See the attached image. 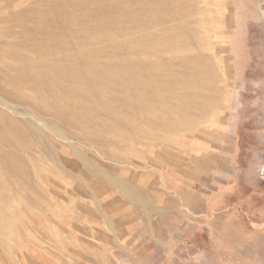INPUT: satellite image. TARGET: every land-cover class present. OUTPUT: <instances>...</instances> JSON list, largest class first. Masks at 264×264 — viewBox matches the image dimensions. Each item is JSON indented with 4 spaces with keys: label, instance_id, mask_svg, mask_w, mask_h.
<instances>
[{
    "label": "rangeland",
    "instance_id": "374dc122",
    "mask_svg": "<svg viewBox=\"0 0 264 264\" xmlns=\"http://www.w3.org/2000/svg\"><path fill=\"white\" fill-rule=\"evenodd\" d=\"M41 3L0 0V97L11 100L21 112L29 111L25 100L37 96L28 86L27 71L22 70L26 65L24 57L28 55L22 46L38 35L28 33L33 20L14 14L39 11L43 5L53 8L58 0ZM173 3L139 14L144 19L152 13V19L167 12L172 16L171 11L175 13L178 7V18L173 17L172 22L140 33L133 28L126 35H120L117 29L113 37L93 39L91 47L110 50L115 41L169 31L168 40L181 47L177 48L180 53L209 57L212 70L204 76L207 75L206 80L210 78L211 87L218 89L215 88L218 105L203 116L191 112L189 119L195 117L192 118L195 122L174 131L164 130L159 124L169 101L153 103L149 99L154 107L146 103L149 111L143 107L145 116L137 114L142 123L135 115L137 123L134 117L131 119L137 111L134 108L128 107L130 111L125 107L128 111L125 112L119 101V106L112 104L113 109L119 107L115 108L117 112L122 108L123 115L128 116L126 121L131 119L132 123L126 124L128 128L120 126L126 123L120 110L114 115L111 106L102 109L94 103L96 106L92 108L93 103L88 101L90 105L84 103L82 107L85 110L77 111L82 117L78 115L75 119L78 127L68 126V130L65 126L67 132L72 130L70 141L49 133L63 162L59 166L50 160L58 166L52 164V170L38 166L56 183L36 186L34 179L33 191L29 183L16 185L12 181L15 172L0 161V200L4 201L0 202L2 206L5 203L3 208L7 211L0 205V264H264V0H173ZM79 14L78 11L75 18L86 22V10ZM194 24H199V28ZM84 36V30L77 32V37ZM187 41L191 45L185 49ZM156 103L161 104L158 105L161 110ZM87 105L92 112L95 109V114ZM0 110L15 119L20 129H26L23 114H11L1 107ZM107 110L113 111V115ZM175 113L167 114V119L177 117ZM151 114L156 124L152 123ZM119 115L123 116L122 122ZM97 116H105L102 119L110 124L100 122ZM107 118L115 122L112 124ZM119 122L122 124L118 125ZM98 125L102 129L98 128L99 132L95 130ZM109 125L115 127L113 131L103 130ZM87 131L93 132V136ZM13 140L12 146L3 149L11 152L12 157L15 155L14 159L27 156L19 146L20 140L16 136ZM87 140H93L92 146ZM103 149L108 153H103ZM80 151L88 162L92 160V165L90 162L88 165L94 171L88 170L87 162L77 157ZM10 182L15 185L9 186L13 184ZM118 183H124L127 189L117 186ZM1 185L7 188L2 190ZM45 191L49 193L46 195Z\"/></svg>",
    "mask_w": 264,
    "mask_h": 264
},
{
    "label": "bare ground",
    "instance_id": "6f19581e",
    "mask_svg": "<svg viewBox=\"0 0 264 264\" xmlns=\"http://www.w3.org/2000/svg\"><path fill=\"white\" fill-rule=\"evenodd\" d=\"M40 1L43 3L45 0H40ZM179 2L173 3V0L171 2H169L168 0H64V1L58 0V4L53 8L46 7L49 5L48 4L49 2H46L48 5L46 6L43 5L41 9L40 7L36 6L37 8L40 9L39 11L35 10L37 13H35L34 10H30L28 13L21 12L14 14L15 16H21L22 18H25L27 20H33L34 22L33 27L30 25L28 26L27 30L29 34L32 32L33 35L34 34L38 35V38H33L24 42L22 47L24 51L28 53V55L26 58L24 57V60L26 61V65H24L25 67L23 66L24 68L23 69L21 68L23 71H27L26 79L29 82L28 86L37 92L36 93L37 96L32 95L31 98H27V100H25V102H27V106L29 110L26 112H21L17 110L16 105L13 102H11V100L5 99L2 96L0 97V107L2 109L6 108L8 111L11 112V114L12 113L23 114L25 116L24 123L26 129L24 128L25 130H23L22 128L20 129L18 127L15 119L8 116L5 111L0 110V159H1L0 161L4 164V167L7 166L8 168H10V171L12 169L13 172H15L14 174L16 178L12 180L13 178L10 177L12 175H10L9 176V178H11L10 180H12L13 182L15 181L16 185L18 182L29 183L30 184V187L28 186L29 188H31V184L33 185L34 179L35 182L37 183L34 184L36 186L43 184L48 186L55 181L47 173H45L44 170H40L38 168V166H43V168L51 169L52 164L53 166L55 165V167H58L56 166V164L60 166L61 162H63L62 154L58 150H57L58 152L54 150L56 143L49 133L52 132L54 136H57V138L59 139L70 141V135L72 134L69 133L72 130H70L69 132L67 131L69 130L70 127L72 128L78 127L76 117L78 115L79 117L81 116L80 114H78L77 111L79 108L85 110L86 107L85 108L82 107H84L85 106L84 103H88V101H91L93 103L91 105L88 103V105L92 106V108L94 107L93 105L97 104V105H101L102 109L105 106L106 109H109L107 108L108 106H111L114 103L117 104V101H119L121 104L120 107L123 106L124 111H125V107L126 109L129 107V108H134L133 110H137L136 112L133 111V113L135 112L133 116L132 114L130 115V117L132 116L131 119L134 117V115L137 116V114L138 116L144 117L145 113L142 112V110H144L143 107L144 108L145 107L147 108V106L150 107V105H152V103L150 102L155 101L157 103L158 102L166 103L169 101L170 103L168 102L167 105H169L170 107L169 106H168L169 108L166 107L167 111L162 112V117L158 115L161 119L159 117L156 118L160 119L159 124L162 128H164V130H174V131L181 130L182 128L187 127V125L193 124L195 122L194 121L195 117H192L194 119L192 118L189 119V114L191 112L195 115L199 114L200 116L201 115L203 116L204 114H207V112L212 106L218 105L219 99L216 95L217 87H215L216 89L211 87L210 84L212 82L209 84L211 80L208 82L210 78L208 77V80H206L207 75L206 77L204 76V73L212 70L211 67L213 64L211 65L209 57L204 56L203 54L201 55L200 53L188 54V55L184 53L183 54L180 53L177 50V48L179 49L181 47H179L177 43L168 40L169 39L168 37L170 36V35L168 36V34H170L171 32L169 31H168L169 33L167 31L165 32L166 29H164L165 33L161 32L162 34L160 35L158 33V36H156L157 35L156 33L155 34L145 33V34H141V36L138 38L137 37L130 38L124 42L115 41L112 43L110 50L91 47V45L94 43L92 42L93 39L96 41H101L102 39L113 37L117 34L116 31L117 29L119 30L120 35H126L128 33H131V30L133 28H134V32L140 33L149 28L156 27L161 24L163 25L164 23L168 24L170 21L172 22V20H174L173 17L178 18L176 17V15L179 14L178 12H176L178 8L177 6H176L177 8H175L176 11H174L175 13L171 11L172 16H170V14L167 12L166 14L163 13L162 17L156 18L154 16L155 19H152L151 17L153 15L152 13L151 16L148 15V17L151 18L147 17L148 19L147 18L144 19L139 14L142 12L144 13L146 11L148 12L149 9L152 10L158 5H164L166 7L168 6L170 7L171 3L178 5ZM184 2L186 1H183V3ZM183 3L181 2L179 4L181 6H184L185 4ZM82 10H86V15H85V19H87L86 22L81 21L80 18L79 19L75 18L76 15L78 14V11L80 13L79 15H81ZM183 11L184 10H182V12ZM180 15H181L180 17H182L184 14L183 15L180 14ZM191 17L189 16L190 19ZM73 20H76L78 22L76 23ZM105 23L108 24L107 27L103 25ZM192 25L189 27L192 28ZM200 25L198 24V26ZM195 26L196 28L198 27L197 24ZM160 27L162 28V26ZM79 30L85 31V36L83 38L77 37V32ZM172 31L175 30H173L172 28ZM68 36L70 38H68ZM190 45L191 44L187 41L183 47H186L185 49H187ZM208 75L210 74L208 73ZM202 76H204L205 79L204 82H202ZM213 85L214 84H212V86ZM149 99L150 100L152 99V101L148 102ZM146 103H148V105L144 106L146 105ZM157 103L155 105L161 110V107H159L161 104H158L159 105L158 106ZM88 105L87 107H90ZM118 106H115V108ZM111 107L110 109L112 110L115 109ZM153 107L152 110H154ZM122 108L120 109L122 110ZM166 108L163 107V109ZM106 109H104V111ZM90 110L92 112L91 107ZM99 110L100 109H98V112ZM119 110L118 112L116 111V109L115 112L111 110L110 111L107 110V111L109 113L113 112L114 115L115 114L118 115ZM94 111L92 113H94ZM122 111L120 112L121 115H123V113L125 114V112H128V111L125 112L123 111L122 113ZM173 111L176 112L178 116L176 117V115L175 116L173 115V117H171L172 119H167L169 116L167 114H170ZM91 112L88 111V114ZM98 112H97V114H99L98 116L101 117L100 115L101 111L99 113ZM164 113L167 116L166 115L163 116ZM111 115L113 114L111 113ZM111 115H109V117ZM208 115L207 117L205 115L204 118H208ZM123 116H125L126 118L122 121L128 120L127 115H123ZM123 116H120L119 118L120 122H122L121 119L123 118ZM86 117L88 116L86 115ZM100 117L98 118L99 121L101 120L102 123L107 122L106 119L105 120L102 119L105 116H103L102 118ZM153 117L154 116L152 115L151 118L153 119ZM147 118L148 117H146V120H148ZM111 119L112 118H110L109 120V118H107V120H109L113 124L115 122L114 121L115 119L113 118L114 119L113 122ZM131 119L129 120L131 121ZM138 120L135 118L134 121L136 122ZM88 121H90V119ZM130 121H126L125 124L120 126L131 124L132 122ZM154 121L155 120L153 119L152 123H154ZM78 122L80 121L78 120ZM120 122L117 124L118 125L122 124ZM139 122L142 123L143 121L139 120ZM146 122L147 121H145V123ZM136 123L132 124L133 127ZM147 123H151V122H147ZM85 124H87V122H85ZM117 124H115V127ZM154 124H156V122ZM78 125L80 126V124ZM65 126L66 128L69 126V128H67L68 130L65 128ZM86 126H88L89 128L91 127L90 125H86ZM156 126L158 127V125ZM125 127L128 128L127 125ZM98 128L100 129L99 125L97 128H95V130L96 131L98 130V132L102 130V129L99 130ZM110 128L112 129V127H110L109 125V127H105L103 128V130L104 129L107 130ZM91 129H93V132L95 131L94 128ZM113 129L111 131H113ZM76 131L74 133H76ZM109 131L110 130H108V132ZM88 132L91 131H87V133ZM93 132H91L92 135L90 133L91 136H93ZM131 132L135 133L138 131L131 130ZM78 134L81 135V133L79 132ZM101 134L102 133H100V136ZM80 135L78 136V138L81 139ZM15 136L21 142L19 146H22V148L25 150L23 151V154L25 152L27 153V156L25 155L26 157L23 155L24 157H19L18 159H14L15 155L14 157H12L13 155L11 152L5 151V149H3V146L13 145L14 143L13 139L15 138ZM103 137L105 136L103 135ZM82 138L85 139V137ZM120 138L123 139L122 137ZM93 140L92 142L87 140V142H89V144L90 143L93 144ZM122 141L119 140L118 142H122ZM110 142L113 143L114 141H110ZM94 143H96L95 140ZM114 144L117 145V142H115ZM120 144H118V146ZM75 147L77 148V146ZM103 150H104L103 153H105V149ZM99 151L102 153V150L99 149ZM81 152L82 151H80V154H78L77 157L82 158L84 161H86L87 165L89 162H90L89 164L92 165L91 164L92 160L88 162L82 156ZM94 152H96V150ZM106 153H108L107 149H106ZM16 154L18 153L16 152ZM85 156L87 157L86 154ZM16 157L18 156L16 155ZM50 160L56 161L57 163L55 164V162L54 163L52 162L51 164ZM93 165H94L93 167L95 168L96 166H99L97 164L96 166L95 164ZM61 168L62 167H60V169ZM88 168H89L88 170H91L89 165ZM92 170L94 171V169ZM67 171L69 172L71 171V169ZM6 183L7 182L5 181V184ZM2 185L4 184L2 183ZM2 185L1 187L3 190V188L6 185L5 186ZM12 185H15V183L10 184L9 186ZM119 185L123 189L125 190L127 189V186L124 183H120V184L118 183L117 186ZM19 189H21V187ZM44 189H46V187ZM30 190H32V188ZM40 191H42V189H40ZM46 191L44 193H46ZM48 193H46V195ZM18 195L20 196L21 194ZM9 200L8 202H10ZM0 201L4 202L3 199ZM2 202H0L1 206H2ZM31 202L33 203V201ZM4 210L5 212H7L6 208Z\"/></svg>",
    "mask_w": 264,
    "mask_h": 264
}]
</instances>
